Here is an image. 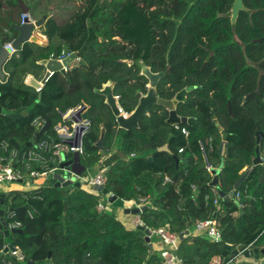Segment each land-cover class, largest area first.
Listing matches in <instances>:
<instances>
[{"label":"trees","instance_id":"16d2710c","mask_svg":"<svg viewBox=\"0 0 264 264\" xmlns=\"http://www.w3.org/2000/svg\"><path fill=\"white\" fill-rule=\"evenodd\" d=\"M22 1L31 8L28 0ZM46 1L37 0L36 6ZM67 1L72 7H61L60 13L65 16V11L72 10L68 18L54 13L45 22L42 33L49 43L26 42L6 63L8 76L0 81V145L7 142L19 150L31 140L60 141L54 128L62 122V114L85 104L82 115L91 125L84 137L81 164L93 170L101 166L98 142L104 129L103 149L108 155H123L105 170V186L120 198L137 203L144 200L148 207L139 214L142 228H128L115 208L98 210L102 196L88 186H71L63 193L43 179L33 183L32 189L8 191L5 203L12 210L7 211L6 221L18 223L22 232L6 236L0 229V252L13 243L23 258L6 253L0 264H46L50 253L54 264H83L86 252V264H164L161 252L150 247L140 233V229L160 227L184 236L177 250L179 264H210L214 257L222 256L225 244L264 247L263 165L255 166L239 186V200L222 198L219 206L213 198L205 200L211 194L213 178L207 164L213 165L220 189L228 194L242 176L240 171L253 164L257 124L264 130V115L252 112L254 109L235 112L234 119L228 115L226 102L237 83L233 79L242 45L236 42L227 19L219 18L213 24L220 0ZM17 15H21L18 0H0L4 42L18 36L11 26ZM241 32L238 22V38L253 44L252 37ZM56 46L60 55L77 53L76 60L83 64L69 66V78L55 72L37 92L26 78L38 77L44 70L40 61L49 59ZM139 59L154 72L165 73L157 87L159 98L173 99L181 90L194 87L176 107L180 117L194 118L191 124H180L189 130L188 136L168 122L169 110L159 104L140 118L138 128H119L106 98L96 92L109 81L116 82L119 105L131 114L139 103L136 94L148 92L149 81L136 64ZM126 60L135 63L129 65ZM233 103L237 105L238 99ZM21 107L27 108V116L14 121L6 115ZM36 120L42 122L39 129ZM231 131L238 135L229 142ZM166 144L169 151H160ZM260 149L264 150V137ZM212 218L219 222L222 241L195 232L199 221Z\"/></svg>","mask_w":264,"mask_h":264},{"label":"water","instance_id":"95a60500","mask_svg":"<svg viewBox=\"0 0 264 264\" xmlns=\"http://www.w3.org/2000/svg\"><path fill=\"white\" fill-rule=\"evenodd\" d=\"M19 5L21 7L22 13L26 14L29 11V7L22 1L18 0ZM56 6H51L48 9L49 14H53L55 11ZM243 6V0H235V3L232 7L231 14L232 21L235 23L237 14L240 9H242ZM230 15V14H227ZM47 19V15H44L40 20L32 21L31 19L27 18L24 20L23 23L19 24H12L13 28L18 32V36L14 39L12 46L16 50H20L24 43L26 42H36L43 44L42 41L39 40V38L33 34L34 30L37 28H42L44 26V23ZM59 47L56 46L54 48V51L49 59H44L40 61V64L45 66L46 73L44 75V78L42 79V82L44 83L46 79L50 76V74L53 72L60 71L63 73L67 78H69L68 74V67L69 65L77 59L78 54L77 53H71L68 57H66L63 60L59 59ZM11 50L9 48H6L2 41H0V80L5 79V73L3 72V67L7 63V61L11 58ZM134 62H129V64H133ZM137 65L141 69V74L144 75L149 80V90L147 94H143L142 92H138L136 94V97L139 99V103L135 110L127 116L123 111V109L119 105V98L114 94V86L116 82L109 81L108 84H105L102 89H97L96 92L103 95L106 98V103L111 108L114 116L117 118L119 128L129 130L131 128H138L140 126V118L144 115L149 114V109L154 104H159L164 107H166L169 110V123H177V124H191L194 118L190 117H180L177 113V105L179 102H183L186 99V95L189 91H191L194 87L189 86L180 92H178L173 99H163L159 98L157 95V87L159 84L160 79L165 75L164 72H153L151 67L145 63L143 59H139L137 61ZM29 84L35 88H38L41 86V83L38 82L34 77L30 78ZM86 105L84 104L83 109H81L75 116V120H79L81 118V113L85 109ZM3 113V107L0 104V114ZM9 118H11L14 121L19 120L22 116L27 115V111L25 107L19 108L15 112L7 113L6 114ZM261 129L257 132V141L260 142L261 135H262ZM104 134L105 130L103 129L101 132V137L98 142V146L101 149V154L105 159H103L101 166L98 168L99 170H109L111 168L112 163L117 160L120 155L119 154H112L107 156V151L104 150L103 140H104ZM34 141L31 140L26 143H22L17 159V163L20 162L22 155L24 151L28 148L33 146ZM160 151H169L168 145H165L164 147L159 149ZM226 152V146L223 144L222 146V155L224 156ZM256 157L253 160V164L246 170V172L239 178V180L236 182L234 188L226 194L223 192L219 187V174L214 170L212 181L210 182V186H217L219 189L220 196L227 200L229 198H234L236 190L239 188V186L242 184L244 179L248 176V174L255 168L257 165H263L264 166V158L262 157L261 153L259 152V149L257 148L256 151ZM69 154V153H67ZM67 154H62V162L60 164V168L48 175V178L46 179V185H50L52 182L53 185L59 189L63 193H66V188L74 186V187H82L83 182L82 180H78L76 175H89L90 173H93V168L86 169L85 166L81 164L80 161V155L77 152L72 153V157L68 158ZM177 162H179V159H176ZM224 166V159H222V163L220 165V169H222ZM264 180V176L262 178ZM21 182V181H20ZM23 182H26L23 180ZM34 180H31V183H33ZM91 189L95 192H98L101 196H104L107 201L112 205L113 208L116 209H123L126 214H132V215H138L143 212L148 206L144 205L141 208L138 207H128L126 206V199L120 198L113 192H111L106 186L104 185H94L91 186ZM6 193L1 192L0 193V229L4 232L6 236H10L12 233H21L22 229L20 228H9L8 223L6 221V213L7 211H11L12 209L9 208L5 203ZM67 205V203L65 202ZM240 211L242 213V208H240ZM142 228V226H139ZM140 233L145 236V240L149 243L150 247H153V243L151 241V231L149 228L140 229ZM189 233V231H187ZM184 236L180 235L181 241L183 240ZM217 241H222V237L215 238ZM10 249H15L16 246L13 243H10L8 247L4 249V251L0 252V258H2ZM243 248H233L230 244H225L223 246L222 255L225 258V261H229L234 256L238 255L240 253V250ZM18 256L20 258H23V253L21 250L18 251ZM244 258L245 264H253L254 261L259 262V264H264V248L260 247H254L250 250H245L242 254ZM52 253L49 254V262L46 264H54L51 261ZM88 258V252L85 253L83 264L87 263ZM26 264H36L32 261H29Z\"/></svg>","mask_w":264,"mask_h":264},{"label":"built area","instance_id":"2783aa9c","mask_svg":"<svg viewBox=\"0 0 264 264\" xmlns=\"http://www.w3.org/2000/svg\"><path fill=\"white\" fill-rule=\"evenodd\" d=\"M31 19L35 21L30 13L22 14L21 23L24 22L25 19ZM14 41V40H13ZM12 42H8L5 44L6 48L11 50V54H16L18 50H16L12 46ZM66 54L63 52L62 55L59 53V59H65ZM53 72L43 83L42 80L39 82L41 86L36 88L37 92L42 91L45 83L53 76ZM118 97V96H117ZM84 105H79L75 108L69 109L67 112L62 114L63 121L55 126V134L60 141L50 142L48 140H42L40 142L34 143L33 146L25 150L22 158L19 163H16V159L18 158L17 150H9L7 148V143L5 144V148L3 151H0V185L9 182H23L30 183L31 180L36 182L37 179H47L48 175L60 168V164L62 162V154L74 153L77 152L80 156L84 155V137L88 132L91 121L88 118L83 117L81 113V118L77 121L75 120L76 114L83 109ZM128 115V113H125ZM34 125L39 129L42 125V122L36 120ZM175 128L181 130L183 134L186 136L189 135V130L186 127H180V124L175 123ZM202 149L205 151L204 147ZM180 152L183 149L179 150ZM50 164H54L51 166ZM38 166V168L35 167ZM207 170L213 174V165L207 164ZM78 180H82L83 186H94V185H106L107 176L104 170L97 171L95 174L90 173L89 175H76ZM36 179V180H35ZM166 181H170L169 178H166ZM33 182V183H34ZM196 190V187H194ZM211 198H213V203L216 206L220 205V201L222 197L220 196L219 189L217 186H211V194L205 196V200L208 202ZM235 198L239 200L241 198V192L235 193ZM107 200L104 196H102V200L99 202L97 208L99 211L110 210L112 205L105 201ZM133 205H136L140 208V205L133 201ZM30 215L33 216L34 212L30 211ZM143 226V223L140 219L136 221V226ZM9 228H18V223L11 222L8 223ZM151 236H156L160 239L161 242V255L164 259V264H179V257L177 254V250L180 244V234L171 231L168 227H160L154 230H151ZM197 232H206L212 238L221 237V230L219 228V222L217 219L212 218L208 220H201L196 225ZM214 239V238H213ZM216 240V239H215ZM8 246H5V248ZM256 247L254 243H250L247 247L240 250V253L229 261H225V258L222 256L214 257L210 264H245L242 259V254L245 250H250ZM4 251V250H2ZM19 248L8 250L11 256H18ZM7 264H11L8 262Z\"/></svg>","mask_w":264,"mask_h":264},{"label":"flooded vegetation","instance_id":"af4514ba","mask_svg":"<svg viewBox=\"0 0 264 264\" xmlns=\"http://www.w3.org/2000/svg\"><path fill=\"white\" fill-rule=\"evenodd\" d=\"M234 3L235 0H220L221 7H219V5L216 7L214 12L215 16L213 18V24H216L219 18L227 19L228 22L230 23L231 31L237 36L235 37L236 42L242 45L240 52L241 54L240 61L237 62L236 77L233 79L237 83L234 88V93L232 97L230 96L227 99L226 109L229 117H231L232 119L235 118V112H239L240 110H246V108L254 109V111L252 112H259L261 113L260 114L261 116L264 115V0H243L244 7L239 10L235 23L232 21L233 14H231ZM46 8H47L46 14L49 17L54 14V13L53 14L48 13V9H49L48 5H46ZM238 22H240L242 26V32H241L242 35L246 36L247 38L252 37L251 42H253V44L247 45L238 38L239 37L237 33ZM127 62L129 63L130 61ZM147 87L149 90V82L147 84ZM232 89H233V85L230 87V91ZM143 94H147V93H143ZM216 94L217 91H212V95H216ZM234 97L238 99L237 105L236 103H233V101L235 100ZM246 111L250 112L251 110H246ZM253 114H257V113H253ZM129 115L130 114H128L127 116ZM259 129H261V131L263 132L260 139L261 142V140L264 137V130L262 126L258 123L257 129L255 130L256 142L258 144V146L256 147V151L258 148L259 152L264 158V150L260 149V142L258 143L257 141L258 139L257 132L259 131ZM229 134H230L229 142L233 136L238 135L237 132H233V131H231ZM247 169H248L247 167H244L240 171L242 175L246 172Z\"/></svg>","mask_w":264,"mask_h":264},{"label":"crops","instance_id":"0c3cea01","mask_svg":"<svg viewBox=\"0 0 264 264\" xmlns=\"http://www.w3.org/2000/svg\"><path fill=\"white\" fill-rule=\"evenodd\" d=\"M26 4V3H25ZM27 5V4H26ZM20 6V5H19ZM52 6H55V5H52ZM51 7V6H50ZM20 9H21V7H20ZM57 12V8L55 7V11H54V13H56ZM28 13H30V14H32L31 13V8L29 7V11H28ZM22 10H21V15H20V17H21V20H22ZM52 16V15H51ZM18 15L16 16V21L15 22H12V24H19V23H21V20H20V22L17 20L18 19ZM49 18V17H48ZM47 18V19H48ZM47 21V20H46ZM45 21V22H46ZM12 24H11V26H12ZM44 25H45V23H44ZM13 27V26H12ZM44 27V26H43ZM43 27L42 28H37V29H35L34 30V32H33V34L34 35H36L38 38H39V40L40 41H42L43 42V44H40V43H38V44H40V45H43V46H45V45H47L48 43H49V39H48V37L46 36V35H44L43 33H42V29H43ZM4 33H6V30L4 29ZM18 34V33H17ZM0 41H2L3 42V44L5 45L7 42H4L3 41V39H2V36H0ZM9 42H11V41H9ZM18 52V51H17ZM6 64L4 65V67H3V72L5 73V79L4 80H6V78H7V76H8V73H7V71H6ZM45 73H46V68H45V66H44V70L43 71H40V73H39V75H38V77H35V76H33V75H30V76H28L27 78H26V83H29V81H30V78L31 77H34L38 82L40 81V80H42L43 78H44V75H45ZM0 81H3V80H0ZM109 83V82H108ZM107 83V84H108ZM35 88V87H34ZM121 107V106H120ZM26 111H27V115H28V110H27V108H26ZM27 115H24V116H22V117H25V116H27ZM149 115V114H148ZM21 117V118H22ZM20 118V119H21ZM62 121H63V116H62ZM4 143H7V142H4ZM4 143H2L1 145H0V151H3L4 150V148H5V144ZM8 144V143H7ZM167 145V144H166ZM165 146V145H164ZM164 146H162V147H164ZM32 147V146H31ZM30 147V148H31ZM162 147H160V148H162ZM169 147V146H168ZM7 148H9V150H17L18 151V154H19V151H20V149L18 150V149H15V148H10L9 147V144L7 145ZM159 148V149H160ZM117 154H119L120 155V157L121 156H123L121 153H118V152H116ZM116 153H113V154H116ZM72 154V153H71ZM110 155H112V154H110ZM107 156H109L108 154H107ZM18 159V158H17ZM17 159H16V163H15V165L17 164ZM103 159H105V157H103ZM36 166V165H35ZM100 166H98L97 168H94V170L95 171H93V174H95L97 171H100L98 168H99ZM104 171H105V169H104ZM214 174V173H213ZM41 181H43V179L42 178H40L39 179V182L38 183H40ZM10 183H14L13 185L14 186H9V187H7V189L6 190H4V191H2V192H8V191H12V190H28V189H32V188H34L33 186V183H25V182H9V184ZM35 183H37V181L36 182H34V184ZM28 184H30V185H32V186H30V185H28ZM86 186V185H85ZM89 187V186H88ZM90 189H91V187H89ZM92 190V189H91ZM7 195V194H6ZM133 201H135V200H127V202H126V206H128V207H132V208H134V207H137L136 205H133ZM145 201L143 200V201H141L140 203H137L138 205H140V208L142 207V206H144V205H146L145 203H144ZM241 206V205H240ZM139 208V207H138ZM116 209V208H115ZM121 210H123V209H121ZM123 215H118V218L128 227V228H135V227H137L136 226V221L138 220V219H140V215L138 216V215H132V214H126L125 212H124V210H123ZM195 232L196 233H202V232H197L196 230H195ZM151 241H152V243H153V247L156 249V250H158V251H160L161 252V247H162V245H161V242H160V239L158 238V237H156V236H152L151 237ZM180 242H181V239H180ZM262 248H264V247H262ZM219 256H221V255H219ZM216 257H218V256H216ZM222 257H224L223 255H222ZM242 259H243V261H244V258H243V256H242Z\"/></svg>","mask_w":264,"mask_h":264},{"label":"rangeland","instance_id":"374dc122","mask_svg":"<svg viewBox=\"0 0 264 264\" xmlns=\"http://www.w3.org/2000/svg\"><path fill=\"white\" fill-rule=\"evenodd\" d=\"M36 1L37 0H33V1L28 0V5L31 6V13H32L31 16L35 21L40 20L44 15H47L46 14L47 13L46 5H48L49 7L52 5H55L57 8V12H58L55 14H56V16L58 15L60 18H68L69 15L71 14L70 12L72 11V10H67V11H65V16H61V14H62V13H60L61 7H67V8L72 7L71 3H69L67 0H48L45 2V4L40 5V6H36ZM48 17L49 16L47 15V18ZM17 20L20 22L21 17L19 16ZM81 64H83V62L78 61V60H74L69 66L79 68V66H81ZM93 171H95V170H93ZM38 182H39V179H37V183ZM13 184L14 183H10V184L4 183V184L0 185V192L6 190L7 187H9V186H14ZM28 185H30V184H28ZM115 212H116L117 216L124 214L123 210H121V209H115ZM253 264H259V262L254 261Z\"/></svg>","mask_w":264,"mask_h":264}]
</instances>
